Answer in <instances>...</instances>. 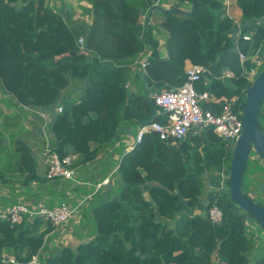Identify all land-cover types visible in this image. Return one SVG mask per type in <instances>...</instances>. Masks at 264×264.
Returning <instances> with one entry per match:
<instances>
[{"label":"trees","instance_id":"trees-1","mask_svg":"<svg viewBox=\"0 0 264 264\" xmlns=\"http://www.w3.org/2000/svg\"><path fill=\"white\" fill-rule=\"evenodd\" d=\"M78 1L90 5L85 9L88 24L73 25L71 15L55 11L46 0H0V90L19 106L49 114L51 146L60 157L75 154L76 165L93 164L100 149L119 140L131 125L162 123L154 95L180 87L188 62L211 74L196 83L198 93L238 97L243 108L250 86L243 67H253L251 57L264 45V0H235L245 23L236 36L226 0H173L176 4L163 12L152 0ZM151 9L161 12L158 26L167 34L164 55L161 39L152 35L150 16L139 22L140 14ZM142 52L149 53L146 69L132 72ZM239 53L247 57L243 67ZM225 69L234 78L216 80ZM131 78L138 81L135 91L125 88ZM72 83L83 86L77 99L60 101ZM60 102L62 112L56 113ZM210 106L220 111L218 105ZM261 108L259 117L264 116ZM259 127L263 131L260 121ZM16 144L18 158L8 169L12 177L0 174L1 185L17 181L25 201L40 200L46 180L37 173L31 149ZM230 160L231 151L211 128L177 144L145 134L130 151L120 153L114 186L90 202L93 237L74 251H57L48 264H264V254L254 255L246 232L250 217L230 199L228 179L225 191L219 189L220 172L225 168L228 175ZM246 167L247 161L242 191ZM53 187L51 195L56 194ZM214 206L222 215L217 224L208 216ZM52 230L40 220L14 225L0 218V264L2 253L19 261L39 254Z\"/></svg>","mask_w":264,"mask_h":264},{"label":"rangeland","instance_id":"rangeland-1","mask_svg":"<svg viewBox=\"0 0 264 264\" xmlns=\"http://www.w3.org/2000/svg\"><path fill=\"white\" fill-rule=\"evenodd\" d=\"M51 8H53L57 12L66 13V15H75L76 20H81V22H90L91 17L87 14L84 6H79L76 9H71V12H65L68 8L69 4H73L74 0H47L46 1ZM85 4L89 5L88 3L84 2ZM173 4V0H163L162 4ZM90 6V5H89ZM180 8H186L184 5H179ZM161 15L154 14L150 20V26L152 27V35L154 37H158L162 40V43L159 47L160 54H165V47L163 42L166 38V33L160 30L159 26L156 23L159 22ZM146 16L144 13L140 14L139 22L143 24L145 22ZM155 25V26H154ZM260 58H264V45L261 46L260 51ZM264 61V59H263ZM262 63V62H261ZM264 69V65L258 68V72ZM133 79V78H132ZM131 79V80H132ZM78 82V81H77ZM132 87L136 89V85L138 81L132 80ZM82 84L80 83H72L70 84L69 88L66 90L68 93H80L82 89ZM133 90V89H132ZM83 91V90H82ZM1 92V91H0ZM66 92L61 93L60 101L62 102H74L77 99L78 94L74 96H65ZM7 98V95L2 92V97L0 96V174H4L6 179H11L12 175H10V171L8 170L11 167V164L18 158V151L16 150L17 144L24 143L29 147H32V152L34 157H38L42 151V156L44 157V164L43 166H38L37 170L42 172V169L46 167V154L42 147L45 145V140L52 142V134L50 129V118L46 122L42 121L40 113L43 111H38L37 109H33L30 107L25 106H17L14 100ZM7 104V105H6ZM264 112V102L261 108V113ZM7 113V114H6ZM260 124L264 131V116L262 114L259 117ZM136 125H131L130 130L127 132H123V136H125L124 141H129L131 138V143L135 145V138H136ZM37 145H36V144ZM34 144V145H32ZM115 144V143H114ZM31 149V148H30ZM107 147L106 149H101L99 154L96 158L97 162H101L104 160L105 154H107ZM232 147H231V154H232ZM231 161V160H230ZM116 162L114 163L110 158H106V160L101 163L97 164L96 167L92 166L91 164H83V165H76L75 164V171H76V181H60V180H50L45 177L44 174L41 176L46 180V189H49V186H55L51 189H54L56 194L51 196H46L39 200L45 206H51L58 203H68L71 205L80 204L77 209L76 214L69 219L66 224H63L59 230L52 233L45 239L44 245L39 251V261L41 264H48V260L53 258L54 255L65 246L69 247H76V242L78 241L77 235L79 238H84L85 235H92L95 232V225L94 221L92 220L91 216L88 214V206L91 201L94 200V197L97 196L100 191L99 187L97 186V180H101L104 176L109 175V167L115 166ZM229 164V163H228ZM230 165V164H229ZM227 166V163H226ZM81 173V176H80ZM226 175L225 168H223L222 172H220V190L225 191L227 188L226 186V178L221 175ZM111 179L108 178V182L104 183L106 186H110L114 184L112 183L113 174H110ZM243 188L244 193L250 197L256 203H261L264 206V161L259 157L253 149L249 150L248 158H247V167L243 177ZM207 189H210L208 185L207 179H205ZM112 183V184H111ZM50 184V185H49ZM102 184V186H105ZM15 186V185H14ZM13 183H9V187L6 185H1L0 179V201H3L7 208L12 205V200L16 199V201H21L26 204L31 203V205L36 206V202L34 199H28L26 195L20 194L19 190L13 189ZM76 188V189H75ZM98 189V190H97ZM207 189H205L207 191ZM78 190V191H77ZM48 191V190H47ZM62 193V194H60ZM14 194L19 196H13ZM102 195V193H101ZM4 199V200H1ZM203 201H206V195L201 198ZM17 203V202H16ZM15 204V203H14ZM1 211V210H0ZM247 221V235L251 239L253 244V253L255 256L264 254V229L261 228L253 219L246 218ZM83 228V229H82ZM70 233L74 237H68L65 234ZM215 264H221L218 261Z\"/></svg>","mask_w":264,"mask_h":264},{"label":"built area","instance_id":"built-area-1","mask_svg":"<svg viewBox=\"0 0 264 264\" xmlns=\"http://www.w3.org/2000/svg\"><path fill=\"white\" fill-rule=\"evenodd\" d=\"M155 6H159L163 0H152ZM226 14L230 17L229 7L230 0L225 2ZM241 30V28H240ZM240 32V31H239ZM239 34V33H238ZM244 39H249L246 35ZM80 50L83 51V38L78 39ZM260 51H257L252 57L251 62L253 67L244 69V63L247 57L239 53L240 65L243 67V74L246 80L251 83L257 76L258 68L264 65V61L260 58ZM148 52L139 54L138 59L131 65L132 72H144L147 66ZM165 57V56H164ZM262 62V63H261ZM185 82L177 89L171 92H161L154 95L155 104L161 109L164 120L160 122H152L151 124L138 127L135 144L139 143L141 138L147 133H156L158 138L162 141H170L172 144H177L185 140L188 134L197 135L201 131L211 128L214 133L220 137L225 143L226 148L231 151L235 141L241 133L242 105L238 102V97L226 99L224 97L217 98L212 93L203 92L198 93L196 90V83L204 76L210 75V72L203 66L186 63ZM213 77V76H212ZM216 80L225 81L234 78V74L225 69L217 77ZM206 84V83H205ZM125 88L131 90V80L125 84ZM1 96V95H0ZM218 105L220 111L212 109L210 104ZM205 104L209 107H205ZM62 105L55 107L56 113L62 112ZM41 117L46 122L49 114L41 112ZM43 147L46 154L45 177L50 180L60 179L64 181H76L75 164L79 160L75 154H68L60 157L51 146V142L45 140ZM134 146V145H133ZM133 147H131L132 149ZM223 178L228 175H221ZM108 182L105 179L100 185ZM98 186V185H97ZM80 204L71 205L68 203H58L52 206H31L24 202H17L13 204L7 211L0 213V218L9 221L11 224L20 225L26 221L40 220L44 223L50 224L53 229L60 228L66 224L71 217H73ZM75 213V214H74ZM209 219L212 223H219L221 221V212L214 206L208 211ZM1 264H41L39 255L35 254L27 261H19L10 254L2 253Z\"/></svg>","mask_w":264,"mask_h":264},{"label":"water","instance_id":"water-1","mask_svg":"<svg viewBox=\"0 0 264 264\" xmlns=\"http://www.w3.org/2000/svg\"><path fill=\"white\" fill-rule=\"evenodd\" d=\"M153 9H151V12ZM163 12V10H161ZM183 12V11H182ZM191 14L190 12H183ZM150 16V15H149ZM264 100V69L253 79L245 93L242 108L241 133L232 149L228 173L230 199L258 225L264 228V206L248 198L242 191L241 180L250 149L264 161V132L259 127V110ZM182 199L179 193L176 194Z\"/></svg>","mask_w":264,"mask_h":264},{"label":"crops","instance_id":"crops-1","mask_svg":"<svg viewBox=\"0 0 264 264\" xmlns=\"http://www.w3.org/2000/svg\"><path fill=\"white\" fill-rule=\"evenodd\" d=\"M47 1V0H46ZM153 2V1H152ZM174 4H176L174 1H173V4L172 3H169V4H160L159 6L161 7V10H167L169 7H171L172 5H174ZM78 5L79 6H84V7H86V8H90V6L89 5H87V4H85L84 2H80V1H78V0H74V3L73 4H69L68 5V8L65 10V12H68V10L71 12V9H76L77 7H78ZM51 7V6H50ZM64 12V11H63ZM65 15H66V13H64ZM145 14V16L147 17V18H149V15H150V18H149V21L151 20V17H152V15H154V14H160L161 15V12H160V10H153L152 12H151V10L150 11H147V12H145L144 13ZM147 14H149V15H147ZM229 14H230V17L232 18V19H234V21L236 22V26H235V31H234V36H236L238 33H239V31H240V28H241V25L242 24H245L242 20H241V12H240V10L238 9V7L235 5V0H230V7H229ZM72 21L73 22H71L73 25H75V23H81V20H76V17H75V15H73V17H72ZM84 23H87L88 24V22H84ZM90 23V22H89ZM156 25H158V23H156ZM155 26V25H154ZM157 38H159V36L157 37ZM160 39V38H159ZM161 43H162V40H161ZM132 79V78H131ZM130 79V80H131ZM132 80H134V78L132 79ZM131 80V81H132ZM131 87H132V82H131ZM133 89V90H132ZM132 91H135L136 89L134 88V87H132ZM1 91V90H0ZM63 92H66V94H64L65 96H74V95H76V94H78V93H68V91H62V93ZM0 95H1V97H2V91L0 92ZM7 95V98L8 99H10L9 101H11L12 99L14 100L13 102H16L15 101V99L11 96V95H9V94H6ZM79 95V94H78ZM7 105V104H6ZM58 105H61V102L58 104ZM17 106H19L18 104H17ZM21 107V106H20ZM55 112H56V110H55ZM7 114V113H6ZM39 117V116H38ZM136 129H138V127L136 128ZM137 131V130H136ZM137 133V132H136ZM125 136L126 135H124L123 136V134L120 136V138H119V140H117V141H115L114 143H112V144H110V145H106V146H103L101 149H106V147L108 148L107 149V154H105V156H104V160L103 161H101L100 163L99 162H97V160H95V162L92 164V163H89V164H91L92 166H94V167H96V165L97 164H101V163H103L105 160H106V158H110L111 157V160H112V162L114 163V161L116 162V164H115V166H114V168L113 167H109V175H107V176H104L101 180H97V185H98V187H99V190L98 191H100L101 193H103V192H105V190H109V189H111L113 186H114V184H115V181L117 180V175H115V171H116V169H117V163H118V158H119V155H120V153L122 152V151H126V152H128V151H130L131 150V147H133V144L131 143V138H132V135H131V138H130V140L129 141H124L125 140ZM36 144V143H35ZM32 145H34V144H32ZM37 145V144H36ZM28 146V145H27ZM29 147V146H28ZM32 147L33 146H31V147H29V148H31V155H32V159H33V162L36 164V166L38 167V166H43V164H44V157L42 156V151L39 153V154H41L40 156L38 155V157L36 158V157H34V154H33V152H32ZM44 147V146H43ZM43 147H42V149H43ZM100 149V151H102ZM16 161V160H15ZM15 161H14V163H15ZM14 163H12L11 164V167L9 168V169H11L13 166H14ZM44 171H45V168H43L42 169V172H39L38 170H37V173H38V175L41 177L43 174H44ZM113 174V179H112V183L114 182V184H112V185H110V186H106L105 184H103V185H105V186H102V185H100L105 179H107L108 180V178L109 179H111V176H110V174ZM80 176H81V173H80ZM10 183V182H9ZM11 184V183H10ZM4 185H6L7 187H9V185L8 184H4ZM15 185V186H14ZM20 184L17 182V181H14L13 182V189L14 190H19V189H21L20 188V186H19ZM37 187V184H33V189L34 190H38V187ZM76 189V188H75ZM42 190H44V193H41L42 195L40 196V200H42L41 198H45L46 196H51V194L48 192L49 191V189H42ZM48 190V191H47ZM78 191V190H77ZM13 196H15V195H13ZM17 202H21V201H17ZM44 200H43V203L41 202V201H39V200H37V202H36V206L34 205V207H37V206H41V205H44ZM14 204V203H13ZM12 204V205H13ZM29 205H31L32 204V202L31 203H28ZM12 205H10L8 208H7V206L5 205V203H3V201H0V213H3V212H5V211H7ZM31 206H33V205H31ZM45 206V205H44ZM60 228H57V229H53L49 234H47L46 235V237H45V239H47L48 238V236L49 235H51L52 233H54V232H56L57 230H59ZM83 229V228H82ZM95 233V232H94ZM94 233L92 234V235H85V237L84 238H79L78 237V235H77V238H78V241L76 242V247L79 245V244H81V243H83V242H86V241H88L89 239H91L92 237H93V235H94ZM66 236H68V237H71V238H73L74 236L72 235V234H70V233H67V234H65ZM65 247H68V248H70V249H72L73 251L76 249V247H74V248H72V247H69V246H65ZM65 247H63V248H65ZM62 248V249H63ZM61 250V249H60Z\"/></svg>","mask_w":264,"mask_h":264}]
</instances>
